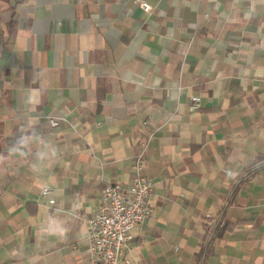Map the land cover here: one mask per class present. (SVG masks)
Instances as JSON below:
<instances>
[{"label":"crops","instance_id":"crops-1","mask_svg":"<svg viewBox=\"0 0 264 264\" xmlns=\"http://www.w3.org/2000/svg\"><path fill=\"white\" fill-rule=\"evenodd\" d=\"M141 1L0 0V264H91L140 152L131 264H264V0Z\"/></svg>","mask_w":264,"mask_h":264},{"label":"built area","instance_id":"built-area-1","mask_svg":"<svg viewBox=\"0 0 264 264\" xmlns=\"http://www.w3.org/2000/svg\"><path fill=\"white\" fill-rule=\"evenodd\" d=\"M143 10L150 12L149 3L138 0ZM201 107L199 95L190 96L189 109ZM51 126L57 119L50 118ZM144 153L140 152L133 163V174L129 183H108L104 187L93 217L87 220L88 254L91 264H131L133 257L127 240L134 227L141 225L150 215V197L153 182L143 174ZM41 193L49 195L52 187L44 185ZM49 203L55 200L49 198Z\"/></svg>","mask_w":264,"mask_h":264},{"label":"trees","instance_id":"trees-1","mask_svg":"<svg viewBox=\"0 0 264 264\" xmlns=\"http://www.w3.org/2000/svg\"><path fill=\"white\" fill-rule=\"evenodd\" d=\"M226 227V229L228 228V226H225Z\"/></svg>","mask_w":264,"mask_h":264}]
</instances>
